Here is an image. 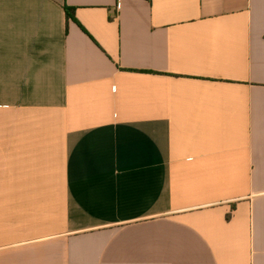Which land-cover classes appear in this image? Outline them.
<instances>
[{
	"label": "crops",
	"instance_id": "obj_1",
	"mask_svg": "<svg viewBox=\"0 0 264 264\" xmlns=\"http://www.w3.org/2000/svg\"><path fill=\"white\" fill-rule=\"evenodd\" d=\"M0 264H264V0H0Z\"/></svg>",
	"mask_w": 264,
	"mask_h": 264
},
{
	"label": "trees",
	"instance_id": "obj_2",
	"mask_svg": "<svg viewBox=\"0 0 264 264\" xmlns=\"http://www.w3.org/2000/svg\"><path fill=\"white\" fill-rule=\"evenodd\" d=\"M66 12H67V16L69 18H73V15H74V10L73 9L66 8Z\"/></svg>",
	"mask_w": 264,
	"mask_h": 264
}]
</instances>
